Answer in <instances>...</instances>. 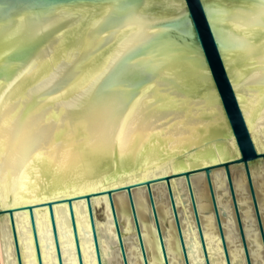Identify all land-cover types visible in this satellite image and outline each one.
Segmentation results:
<instances>
[{"label":"water","instance_id":"obj_1","mask_svg":"<svg viewBox=\"0 0 264 264\" xmlns=\"http://www.w3.org/2000/svg\"><path fill=\"white\" fill-rule=\"evenodd\" d=\"M121 7L128 9L126 18L109 26ZM0 113L6 126L0 219L8 220L16 264L22 259L14 215L22 212L36 262L43 264L37 209L47 210L57 264H63L53 210L61 205L77 264H84L73 210L77 202L85 204L95 264H107L105 255L114 251L121 264H129L114 206L119 194L127 199L140 262L149 264L135 191L146 194L161 263L169 264L156 186L165 188L183 264H198L189 260L193 251L184 239L176 182L189 200L202 262L211 264L196 178L207 189L224 264H232L222 225L229 215L217 204L213 185L217 175L225 178L223 199L230 202L244 264L253 263L235 175L246 185L264 257L263 212L252 178L254 168L264 171L259 0H0ZM97 199L107 207L116 240L105 254L95 224Z\"/></svg>","mask_w":264,"mask_h":264},{"label":"bare ground","instance_id":"obj_2","mask_svg":"<svg viewBox=\"0 0 264 264\" xmlns=\"http://www.w3.org/2000/svg\"><path fill=\"white\" fill-rule=\"evenodd\" d=\"M252 178L258 205L260 207V211L263 212L262 221L264 226V171L262 167H257L252 170ZM233 182L235 191L238 195V201L242 205L241 218L243 221L251 261L255 264L259 260L262 264H264L262 246L256 230L252 206L249 201L250 199L248 197L246 185L243 180L240 179V175H235ZM213 185L215 191L219 192V196L216 198L217 204L225 209L229 215L227 219L222 221V225L227 241L230 260L232 264H235L237 261V264H244L242 250L236 235V224L233 218V212L229 207L230 202L223 199L224 196H228L224 176L217 175L214 177ZM193 187L203 236L210 251V263L224 264L219 239L216 234V224L210 208V201L205 183L201 178H196L193 181ZM173 191L175 193L177 206L180 207L178 214L184 232V239H190V243L192 245L193 256L190 254L189 260L198 262V264H203L202 258L199 254V245L195 232L196 229L194 227L193 216L185 189L182 187L180 182H176L173 186ZM154 192L161 196V200L157 203V214L164 235V244L169 264H183L173 220L170 215L165 188L164 186H156L154 188ZM181 194H185L184 207H181V200L179 199ZM133 197L144 247L148 254L149 264H162L153 222L148 219L149 205L146 194L144 192L135 191ZM93 205L95 209H101L104 216L102 221L97 219L95 224L97 232L100 234L101 246L105 254L108 243L115 244V235L112 231V224L110 222L107 207H104L103 205V200L97 199L93 202ZM114 206L118 219L122 225L121 230L126 235L125 248L128 256V263L141 264L139 250L136 245L135 237L132 234L133 225L125 196L122 194L116 195L114 197ZM53 210L63 264H77L66 206H56ZM73 210L75 215V224L80 239L83 263L95 264L85 204L83 202L73 203ZM34 218L42 262L43 264H57L47 210H35ZM14 222L22 264H37L27 213H16L14 215ZM84 232L86 233L84 236L85 240L82 236ZM106 238L108 241H106ZM105 256L107 257V264H121L119 253L117 251ZM0 264H16L12 237L7 218L0 219Z\"/></svg>","mask_w":264,"mask_h":264},{"label":"snow or ice","instance_id":"obj_3","mask_svg":"<svg viewBox=\"0 0 264 264\" xmlns=\"http://www.w3.org/2000/svg\"><path fill=\"white\" fill-rule=\"evenodd\" d=\"M259 3H260L262 14H264V0H259ZM127 11H128L127 7H121V8L116 9L113 17L109 21V26H114L115 24L120 23L123 19H125L127 16ZM58 90H59V86H57V89L55 91H58ZM104 98H105L104 92L99 91L97 93L98 102L103 103ZM0 116H2V113H0ZM5 127L6 126L2 122H0V155L3 154V150L5 146V139H6ZM116 132L118 135L120 132L119 127L116 129Z\"/></svg>","mask_w":264,"mask_h":264},{"label":"rangeland","instance_id":"obj_4","mask_svg":"<svg viewBox=\"0 0 264 264\" xmlns=\"http://www.w3.org/2000/svg\"><path fill=\"white\" fill-rule=\"evenodd\" d=\"M257 168V167H256ZM255 168V169H256ZM97 219L98 220H100V221H102L103 219H104V216H103V214H102V210L101 209H97Z\"/></svg>","mask_w":264,"mask_h":264}]
</instances>
